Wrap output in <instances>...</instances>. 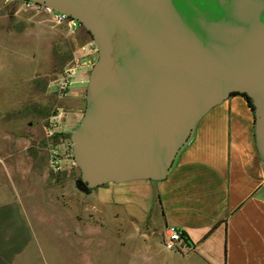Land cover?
Returning <instances> with one entry per match:
<instances>
[{"label": "water", "instance_id": "water-1", "mask_svg": "<svg viewBox=\"0 0 264 264\" xmlns=\"http://www.w3.org/2000/svg\"><path fill=\"white\" fill-rule=\"evenodd\" d=\"M76 20L98 60L70 133L84 194L162 179L196 121L246 94L264 159V0H27Z\"/></svg>", "mask_w": 264, "mask_h": 264}, {"label": "rangeland", "instance_id": "rangeland-1", "mask_svg": "<svg viewBox=\"0 0 264 264\" xmlns=\"http://www.w3.org/2000/svg\"><path fill=\"white\" fill-rule=\"evenodd\" d=\"M76 27L80 33L24 0H0L2 162L20 176L34 169L24 183L34 200L35 218L40 203L48 210L43 219L49 223L50 260L140 264L137 249L143 243L161 247L164 224L156 200L144 198L142 187L134 188L133 198L110 183L93 188L90 194L74 185L80 172L73 161L70 133L78 121L70 123L66 114L71 107L66 102L70 83L64 89L61 85L74 64V52L90 40L81 25ZM85 106V97L75 105L81 116ZM63 213L66 233L58 234V216ZM78 224L80 234L75 229Z\"/></svg>", "mask_w": 264, "mask_h": 264}, {"label": "crops", "instance_id": "crops-1", "mask_svg": "<svg viewBox=\"0 0 264 264\" xmlns=\"http://www.w3.org/2000/svg\"><path fill=\"white\" fill-rule=\"evenodd\" d=\"M73 30L80 33L78 27ZM73 57L66 114L70 123H79L82 116L75 105L85 97L98 60L91 37ZM73 84L78 86L71 89ZM2 159L0 153V264H60L50 260L46 248L49 223L43 216L48 217V210L40 203L35 218L34 200L24 183L34 169L20 176ZM108 183L133 198L134 188L142 187L144 198L156 200L164 227L175 226L185 235L189 249L181 252L143 243L137 249L140 264H264V159L256 145L255 113L241 95L226 96L196 121L164 178ZM75 229L80 234L81 225ZM57 233H66L64 213L58 216Z\"/></svg>", "mask_w": 264, "mask_h": 264}, {"label": "built area", "instance_id": "built-area-1", "mask_svg": "<svg viewBox=\"0 0 264 264\" xmlns=\"http://www.w3.org/2000/svg\"><path fill=\"white\" fill-rule=\"evenodd\" d=\"M28 6H36V7H42L45 11L51 13L54 21L57 23L63 24L66 26L69 30H73L79 23L72 19L71 17H68L64 14H60L57 12H54L42 5H37L34 4L30 1L24 0ZM73 75V69L70 67L69 69L66 70V79L62 83V89L65 88V86L70 83ZM162 246L171 252H181L186 246V240H185V235L183 231L175 226H165L163 230V235H162ZM189 249V248H187Z\"/></svg>", "mask_w": 264, "mask_h": 264}, {"label": "trees", "instance_id": "trees-1", "mask_svg": "<svg viewBox=\"0 0 264 264\" xmlns=\"http://www.w3.org/2000/svg\"><path fill=\"white\" fill-rule=\"evenodd\" d=\"M231 94H239V95H241L246 100V102H247L248 106L250 107L251 111L254 113V106H253L250 98L246 94H244V93H237V92H233ZM185 240H186V238H185Z\"/></svg>", "mask_w": 264, "mask_h": 264}]
</instances>
